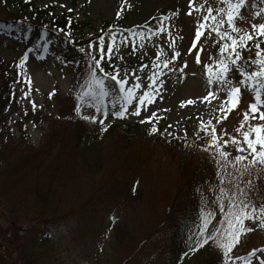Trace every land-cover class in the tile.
Listing matches in <instances>:
<instances>
[{
    "label": "rangeland",
    "instance_id": "1",
    "mask_svg": "<svg viewBox=\"0 0 264 264\" xmlns=\"http://www.w3.org/2000/svg\"><path fill=\"white\" fill-rule=\"evenodd\" d=\"M48 4L54 6L58 15L72 12L77 20L89 19L96 28L101 21L114 19L127 21L128 26L136 27L137 35L123 43L114 44L113 52L116 59L117 56L123 57L122 60L117 59L120 62L145 59L150 63L148 68L128 71L133 76L141 75L145 79V87L152 84L146 77L156 73L155 99L148 103L147 110L141 108L140 115H132L133 109L129 106V113L120 119L140 126H147L155 120L159 134L164 137L172 136L174 143H182L186 132L200 130L198 141L206 158L203 165L204 181L200 184L201 207L203 201L215 199L211 192L205 191L218 182V164L212 156L214 149L206 150L211 127L217 130V143L235 156V146L231 143L224 145L223 141L236 136L242 142L238 128L242 132L248 130L249 125L264 123L259 119L243 120L249 103L255 102L254 91L246 90L243 85L240 86V93L234 97L239 100L237 106L229 110L225 105L223 118L219 111V100L210 97L209 101L201 102L200 98L208 91H215V84L209 85L208 79L215 75L212 62L219 40L215 32L209 36L211 30L204 29L193 49L200 53L201 64L196 63V57L189 54L187 49L192 47L197 24L208 14L206 8L220 7L217 0H193L191 5L188 0H35L38 8H45ZM117 11L121 12L119 18L116 16ZM254 12L259 11L250 1L235 25L250 30L248 22L259 20V17L252 15ZM212 15H216L215 11ZM12 16L11 11L0 3V18L9 19ZM150 20L153 25L142 27ZM161 26L164 27V32L159 31ZM213 38L216 39V44L212 43ZM54 47V43H36L35 49L27 51L22 41L0 34V59L9 64V78L15 80L19 76L21 82L14 88L15 103L7 104L0 112V135L4 138V145H9V149L0 156V264H128L131 255L132 264H165L172 238V227L169 225V218L165 216L178 167L177 157L174 159L172 156V148L160 141H153L154 144L143 151L145 155L142 156H146V161L140 182L142 196L140 201L130 205L117 196H108V189H103L101 195L90 199L87 181L83 179L80 199H68L65 205L67 207H61L58 212L47 217L45 223L29 222L33 211L31 198L27 197L24 202L15 199L8 187L12 180L6 182L5 187L2 186L8 162L19 155L28 154L30 150H39L49 129L57 127L64 113L69 110L68 107H73V100L76 109L83 83H77L78 71L60 57L53 50ZM261 47L264 48V43H261ZM158 51L161 53L159 56L156 55ZM173 51L180 53L175 61L170 59ZM255 51L256 49H251L246 55L253 57ZM165 58L169 59L171 71L160 66L158 71L152 67L154 61L163 63ZM204 63L209 64L210 68L205 69L202 66ZM238 81H232L233 86H237ZM23 90L26 92L25 96ZM226 95L219 94L220 100H224ZM109 99L110 97H104L103 101V125L111 123V109L118 107L115 103H109ZM190 99L195 102L188 104ZM261 99L264 100L262 94ZM182 101L185 102L183 106ZM258 107L264 111V105ZM152 112L156 115L150 120L145 119ZM76 114L81 117L92 115L87 106L82 107L79 113L76 111ZM252 115L259 114L250 113V117ZM209 122L211 127L208 134H205L201 124L209 125ZM140 135L146 138L145 135ZM103 168L111 169L108 159ZM255 178H261L264 183V173L256 176L254 172L251 177H243L245 181L251 180L253 187L245 188L244 184L240 187L249 192V199L256 206L264 205V184L256 187ZM94 185L101 186L98 176ZM206 210L214 211L216 215L212 218L213 222L218 221L221 227L224 226L223 215L218 207L210 206ZM116 222L122 223L128 234H133L135 238L134 244L127 249L119 247L106 232ZM258 223L255 220L245 221V226L253 230L241 233L239 243L231 253L234 258L240 259H233L227 264H259L260 259H264V253L259 251L264 249V228L258 227ZM28 236L34 241L42 238L46 242L41 246L34 245ZM206 246L223 257V249L219 244L209 242ZM249 252L254 255L249 257Z\"/></svg>",
    "mask_w": 264,
    "mask_h": 264
},
{
    "label": "trees",
    "instance_id": "2",
    "mask_svg": "<svg viewBox=\"0 0 264 264\" xmlns=\"http://www.w3.org/2000/svg\"><path fill=\"white\" fill-rule=\"evenodd\" d=\"M250 1L258 11L260 7H264L260 4V0ZM0 3L13 14L9 19L0 18V34L23 41L27 50L35 49L36 43L38 45L54 43L53 50H56L60 57L67 60L78 71V84L84 83L86 78V54L92 53L97 58L100 57L96 49L100 43L97 38L101 36L105 38V58L102 60V66L106 70L110 71L109 63L114 66L119 64L122 69H141L140 65H144V68L150 65L145 59L120 62L115 55L110 61L108 60L107 45L111 34H116L113 47L114 44L133 38L132 33H135L136 27L128 26L127 21L103 20L96 28L91 20H77L72 12L58 15L51 4L45 8H38L35 0H0ZM245 8L246 6L240 9V16L234 20L235 24ZM150 25H153L151 20L142 27L147 28ZM223 27L230 34L236 35L231 29H227V23ZM260 39L257 37V40ZM218 40L212 62L216 71L218 65L214 61L221 55L219 45L225 42L219 37ZM89 43L92 44L91 48L88 47ZM80 48L85 49V52L81 53ZM251 49L255 47L238 49V51L246 59L248 58L246 53ZM157 63L160 67H164L163 63ZM237 63L240 64L242 61ZM8 68H10L9 64L0 59V112L7 104L15 103L14 88L16 84L21 83L19 76L15 80L9 78ZM226 76L231 81L242 78L235 70V66L230 67V72ZM243 87L253 91L256 85L253 84V88H248L246 85ZM262 93H264V87H261ZM5 94L8 96L5 97ZM23 94L26 95L25 90ZM253 94L255 95V92ZM86 101L91 106H88V103L85 106L91 110L92 115L97 117V122L84 120L78 116L74 109L75 100H73V107H68L69 110L64 113L57 127L49 129L39 150H30L28 154L19 155L7 164L2 186L5 187V183L12 180L8 187L15 195V199L24 202L27 197L31 198L33 211L29 222L45 223L47 217H51L61 207H67L65 205L68 199L71 201L80 199L83 179L87 181L90 199L101 195L103 189H108V196H117L122 202H128V205L137 203L143 191L140 185L146 161V156H142L143 151L154 144L153 141H160L172 148V156L174 159L177 157L178 167L165 216L169 218V225L172 227V238L165 256V264H225V258L210 251L209 246L205 245L195 252L188 251L187 238L198 224L197 217L201 207L199 200L202 193L200 184L205 176L203 165L206 158L198 141L201 131L186 132L182 143H174L172 136L164 137L158 131H151L153 127L157 129L155 120L147 126H140L128 124L119 117H112L109 125H100L99 121L103 117L102 104L98 101L95 103L91 97L86 98ZM140 134L145 135L147 139ZM3 139L0 135V150L2 149L0 156L9 149V145H4ZM108 148L111 150L108 151ZM106 159L110 163V170L103 168ZM96 176L100 179L99 187L94 185ZM254 183L256 187L264 184L261 178H255ZM106 232L123 249H127L135 242L133 234H128L120 222L112 223ZM28 239L33 240L31 236H28ZM193 239H195L194 236ZM45 242L46 240L38 238L32 243L41 246ZM184 253L187 255H183ZM131 257L128 259V264L133 263V255Z\"/></svg>",
    "mask_w": 264,
    "mask_h": 264
},
{
    "label": "snow or ice",
    "instance_id": "3",
    "mask_svg": "<svg viewBox=\"0 0 264 264\" xmlns=\"http://www.w3.org/2000/svg\"><path fill=\"white\" fill-rule=\"evenodd\" d=\"M193 0H188V4L191 5ZM218 4H222L221 7H207V15L203 16V19L199 21L195 28V39L192 43V47L187 49L189 54L196 57V63L201 64L200 53L194 52L196 48L195 41L200 40L205 28H209V36L212 32L216 33V37L224 40V43L219 45L218 60L214 62L218 65V69L213 76H209L208 84H215V91H208L201 99L203 101H209V98H213L220 101V113L221 118L224 117V107L228 106L231 110L237 106L239 102L237 94L240 93L241 85H246L248 88H253V84L256 87L253 89L255 92V102L249 103L248 111L243 114V120L248 121L259 119L264 122V111H261V105H264V100L261 99V87H264V48L261 47V42L264 41V7H260L259 12L252 13L253 16L259 17L256 22L249 21L250 30H244L236 27L234 20L240 16V9L247 6L249 0H217ZM260 4L264 5V0H260ZM203 7V5H201ZM71 11V9H69ZM215 11L216 15H212ZM191 14V11H189ZM120 11H117L116 16L119 18ZM227 23V29H231L236 35L230 34L228 30L224 29V25ZM10 27V25L8 26ZM160 32H164L163 26L159 28ZM67 36V33H65ZM137 34L132 33L135 37ZM257 37L261 38L257 40ZM100 43L96 49L100 53V57L97 58L92 53L86 54V67L87 73L84 83L81 85V91L78 96V103L76 105V111L79 113L82 107L88 103L86 98L91 97L92 100L103 103L104 97H110L109 103H115L118 107L111 109V115L113 117L123 118L129 113V106H132V115H140L141 108L144 107L147 110L148 103H151L155 99V84L156 73H152L151 76L146 77L147 80H151L152 84L145 87V79H142L141 75H134L127 69H122L119 64L115 66L112 63L108 64L109 70H106L102 66V60L104 55V37L97 38ZM116 39V34H111V39L107 45V58L110 61L112 56L116 55L113 51V43ZM252 41V44L248 42ZM212 43L216 44V39H212ZM255 47V55H251L248 58H243L241 52L238 49H246ZM89 48L92 44L89 43ZM173 47V45H169ZM81 53L85 52V49L80 48ZM161 53H156L159 56ZM180 56L179 52L173 51L170 53V59L172 61L177 60ZM118 60H122V56H117ZM238 61L242 63L238 64ZM163 65L169 68V59L163 60ZM187 62L185 61V67ZM205 69H209L210 65L204 63L202 65ZM235 66V70L242 77L237 86H233L231 80L226 76L230 72V67ZM254 66V67H253ZM141 69L145 66L140 65ZM153 68L159 71V63L153 62ZM171 71V68H169ZM163 75V73H160ZM131 77V79H130ZM111 82H114L111 83ZM30 83V81H26ZM162 83V81L160 82ZM139 90V91H137ZM226 93L224 100H220L219 94ZM195 101L188 100V104H192ZM185 102H181V106ZM35 106V105H34ZM88 106H91L88 103ZM250 113H258L259 115H252ZM156 115L152 112L151 116H146L145 119H152ZM84 120H90L97 122V117L83 116ZM143 123V121H141ZM99 123L103 125L104 121L100 120ZM218 123V121H217ZM243 126V122H242ZM171 127V126H170ZM209 125L201 124V129L205 134H208ZM104 129L102 128V131ZM152 132L158 131L155 127L151 129ZM215 127H211V137L208 141L207 149H214L212 152L213 159L218 164L216 170V176L218 182L211 185L205 191H209L215 196V199L210 201H203L201 210L197 217L198 224L195 225V230L188 236V251L195 252L197 249L207 245L209 242L217 243L223 249V257L225 258V264L233 259H240V257H233L231 255L234 246L239 243V238L242 232H250L253 229L245 226V221H258V227L264 228V205L256 206L249 199V192L245 188H252V181L243 179L244 176H253L255 172L256 176L264 173V123L249 125L248 130L242 131L238 128L237 132L242 135V142L237 139L236 136H231L229 139L223 141L224 145L231 143L235 146L236 155L232 156L228 151L224 150L220 144L216 134ZM225 135H227L225 133ZM259 146V147H257ZM231 169V170H230ZM235 172V174H234ZM241 184L245 185V188L240 187ZM203 200V198H202ZM210 206L218 207L220 213L223 215L224 226L221 227L220 223L213 222V216L216 213L209 209ZM211 226V227H210ZM193 236L195 239H193ZM260 252L264 253V249H260ZM183 255H187L184 253ZM253 252H249L248 256H253ZM259 264H264V259H260Z\"/></svg>",
    "mask_w": 264,
    "mask_h": 264
}]
</instances>
